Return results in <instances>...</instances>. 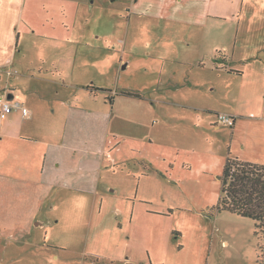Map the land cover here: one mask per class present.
<instances>
[{"label": "rangeland", "instance_id": "374dc122", "mask_svg": "<svg viewBox=\"0 0 264 264\" xmlns=\"http://www.w3.org/2000/svg\"><path fill=\"white\" fill-rule=\"evenodd\" d=\"M131 9L86 0L69 38H21L15 68L40 92L26 107L39 105L41 137L75 151L60 152L62 178L40 185L37 202L0 196V264H258L259 222L224 209L221 189L228 159L264 165V0L239 38L237 23L222 28L230 38H196ZM37 15L49 32L46 10ZM13 75L4 88L22 86Z\"/></svg>", "mask_w": 264, "mask_h": 264}, {"label": "crops", "instance_id": "0c3cea01", "mask_svg": "<svg viewBox=\"0 0 264 264\" xmlns=\"http://www.w3.org/2000/svg\"><path fill=\"white\" fill-rule=\"evenodd\" d=\"M256 2L257 0H149V7H146L144 0H132V9L137 14L159 17L177 26L193 27V30L200 32L196 38H230L231 28L226 30L222 28L225 25L229 27L232 23H237L239 27L234 38H239L241 20L249 16L256 7ZM141 3L142 6H140ZM85 5L86 0H0V90L7 94L9 100L15 99L27 108V104H31L30 99L40 94L31 82L34 77L22 74L15 68V66L20 67L16 53L21 38L24 35L36 34L69 38L71 14L73 13L75 18L79 17ZM137 6L139 7L135 8ZM156 7L157 10H155ZM41 9L46 10L48 17L46 24L50 31L47 33L38 31L37 13ZM55 16L58 20L54 19ZM58 27L63 29V34ZM56 29H59V33L54 35ZM190 35L192 37V34ZM212 61L220 65L228 63L222 55H215ZM4 72H7V75L8 72H13V78L19 75L16 84L20 83L22 86L12 87L13 89L4 88L1 85ZM60 95V92L55 93L56 97ZM54 102L61 104L60 112L66 107L57 99ZM112 104H115L114 99ZM39 115H41V109L38 105L36 110L29 111L27 116L22 114L26 117L22 124L15 123L14 117L8 116L4 119V121L9 120V126L6 127L3 124L1 128L0 196H15L19 201L29 198L31 203L37 202L40 185H46L49 189L56 180L62 178L59 173L54 174L55 170L62 168L60 152L67 154L75 149L72 148L69 138L57 142L49 135L41 137L36 124ZM51 117L57 116L53 113ZM58 120L55 121L53 129L56 128ZM215 124L219 129L218 121ZM8 166L12 168V171L7 169ZM8 172H15V174L9 175Z\"/></svg>", "mask_w": 264, "mask_h": 264}, {"label": "trees", "instance_id": "16d2710c", "mask_svg": "<svg viewBox=\"0 0 264 264\" xmlns=\"http://www.w3.org/2000/svg\"><path fill=\"white\" fill-rule=\"evenodd\" d=\"M123 94L141 97L132 92ZM221 191L222 207L258 221V228L264 236V165L228 159L222 177ZM258 264H264V244L260 247Z\"/></svg>", "mask_w": 264, "mask_h": 264}, {"label": "built area", "instance_id": "2783aa9c", "mask_svg": "<svg viewBox=\"0 0 264 264\" xmlns=\"http://www.w3.org/2000/svg\"><path fill=\"white\" fill-rule=\"evenodd\" d=\"M13 73L8 72V75L11 76ZM16 110H21L24 116L29 114V110L21 106L18 102H11L8 97L6 99L0 98V118L5 119L7 116L14 113ZM220 122H223L226 125L233 127L235 125V118L228 115H218Z\"/></svg>", "mask_w": 264, "mask_h": 264}]
</instances>
